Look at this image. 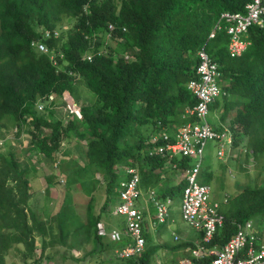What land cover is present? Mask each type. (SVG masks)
Listing matches in <instances>:
<instances>
[{
	"label": "trees",
	"instance_id": "obj_1",
	"mask_svg": "<svg viewBox=\"0 0 264 264\" xmlns=\"http://www.w3.org/2000/svg\"><path fill=\"white\" fill-rule=\"evenodd\" d=\"M247 2L0 0V136L7 128L17 132L4 141L0 151V264L12 244L23 242L35 248L34 232L46 237L48 222L30 206L32 158L23 161L17 147L23 142L22 134L30 133L35 157L53 162L61 157L64 141L83 139L85 151L70 155L75 168H68L64 176L75 175L78 183H86V173H103L106 198L102 212L118 200V186L125 179L122 167L139 170L144 190L167 181L163 178L169 158L153 151L150 137L160 132L162 125L172 131L193 120L184 118L183 113L197 103L187 84L197 77L198 52L221 12H244ZM244 37L251 44L241 56L229 55L225 33L207 48L226 85V93L211 110L221 111L222 120L232 115L233 148L243 157L240 147L246 142L255 161L260 162L264 155V27L254 25ZM81 79L95 95L86 103L77 87ZM67 92L74 96L79 112L62 100ZM39 104L43 109H38ZM78 155H85L83 165ZM250 157L247 153L246 159L239 161L248 162ZM171 161L184 170L192 158L177 155ZM203 174L209 181L215 176L212 168ZM45 180L50 177L46 175ZM186 183L156 190L162 191L159 197L164 200L175 188L183 190ZM223 212L225 223L212 245L226 243L238 224L248 219L264 224V184H247L229 198ZM101 219V213L89 214L77 227L96 245L104 244L96 228ZM106 246L111 248L109 243ZM154 253L155 249L148 248L142 256L118 264H150Z\"/></svg>",
	"mask_w": 264,
	"mask_h": 264
},
{
	"label": "built area",
	"instance_id": "obj_2",
	"mask_svg": "<svg viewBox=\"0 0 264 264\" xmlns=\"http://www.w3.org/2000/svg\"><path fill=\"white\" fill-rule=\"evenodd\" d=\"M262 1L253 0L249 3L247 15L223 14L222 17L234 23L229 28V33L232 35L230 52L233 56L241 55L249 44L248 41L242 39V33L247 31L251 24L264 20ZM38 46L46 50L43 43H39ZM200 59L201 63L198 68L200 80L192 81L190 84L198 98V104L190 111L191 114L196 113L202 121L184 125L177 131L174 138L163 132L161 135L154 136L150 141L153 144V151L157 154L169 159L177 155L188 156L195 161V165L187 167L185 170H180L177 163L171 164L174 169L182 172L181 180H187L183 189L182 217L188 225L203 232L202 239L191 249L190 255L175 264H204L200 261L205 258L210 259L205 264H264V224H259L254 219H248L238 224L236 233L226 243L211 244L216 232L225 223V215L221 212V201L211 198L212 186L200 180L204 146L208 140L218 139L222 142L218 154L223 157L226 134L214 131L206 121L209 103L220 94L217 84L218 66L204 49L200 52ZM156 141L157 143L154 144ZM126 175L130 178L121 182L120 202L113 212V215L123 217V229L118 227L108 229L103 221L97 223L98 235L107 236L116 243L126 241L124 245L115 249L116 258L122 260L140 257L146 249L145 214L143 208L141 209L137 205L142 195L140 175L136 168L126 170ZM148 195V200L156 209L155 222L164 223L170 214L172 197H165L163 200L159 197L156 189H150ZM175 237L178 238L177 235Z\"/></svg>",
	"mask_w": 264,
	"mask_h": 264
},
{
	"label": "rangeland",
	"instance_id": "obj_3",
	"mask_svg": "<svg viewBox=\"0 0 264 264\" xmlns=\"http://www.w3.org/2000/svg\"><path fill=\"white\" fill-rule=\"evenodd\" d=\"M77 87L79 92L82 94L83 103H86V100H90L89 97H91V99L95 98L94 93L85 84L84 79L79 80ZM62 100L66 101L67 104L76 106V109L73 111L79 112V106L76 104L75 98L71 93H65ZM218 115L219 113L216 111H214V114L211 112L209 114V121L214 124V117H217ZM7 127H9V122ZM139 127L142 126L139 125ZM16 133L17 132H15V128H11L10 130L7 128V130L1 132L0 151L4 150L5 147L2 137H8L7 141H9V137H11V139L14 138L12 136L16 135ZM26 135L27 133L25 132L23 134L24 137L22 136V143H17V147L21 149L20 152L22 155L27 150V148L30 147L31 138ZM62 146L63 149L61 152V157L59 155L58 159L55 158L54 162L53 160L49 159L44 160L43 156H31L32 153L30 155H26L25 162L28 163V158H32V161L30 162L32 171L29 173V175H31L30 183H32L33 186L29 189L30 191L32 190L30 206L37 216H39V218L48 222L46 226L47 228L45 237V242H48L46 243L55 245V242H59L60 244H71L77 247H80V245H86V247H88V243H95L93 242L94 239L91 238L89 240H83L82 237L78 235V232L81 231V233L85 235V231L77 227L84 223L89 214L94 215L95 213H101L103 218V215L114 217L110 214L113 204H111V207L108 210L102 212L103 202L106 198L105 187L103 186V183L106 182V178L103 173L98 171L93 172V174L86 173L84 175L88 177L86 183H78L75 179V175L69 176L68 178L67 176L66 178L64 176L68 168L71 170H74L75 168V166L72 164L73 157L70 155H77L79 152L81 153L84 149H86L85 141L80 138H70V142L64 141ZM217 151L218 149L215 143L210 142L207 145L202 171H207V169L212 168L215 176L210 181L207 180L204 175H202L200 179L201 181L209 182L212 185V200H222L224 196L230 198L237 192L242 191L247 184L254 186L257 184H264V155L262 156L260 162H256L254 158L251 159L252 157H250L248 162L240 163L239 160L246 159V150L243 152V157H240L238 154H236L227 161L220 160L218 158ZM249 154L254 155L252 150L249 151ZM39 157L42 159L41 161H39ZM22 158L24 161V157ZM77 159L74 160L75 163L78 161ZM57 161H60V164L58 163V166L56 167L55 163ZM85 161V155H80L79 162L83 165ZM193 165L194 160H192V162L189 163L187 167ZM180 170L182 169L180 168ZM177 172L180 171L175 170L172 167L166 169L163 179L167 178V181L163 180L161 182H169L168 180L172 179L174 182L178 183L179 180L182 179V176L178 177L177 175H179V173ZM46 175L50 177V181L45 180ZM89 182L90 184H87ZM155 188L161 190V188H157V186ZM172 197L173 203L170 206L168 221L166 223H157L154 230L158 231V228L160 229L169 227L166 234V239L167 241L174 243V239L170 234L171 230L183 232L184 234L189 231L195 232V230L185 222L181 214L180 207L183 198L182 188H175ZM153 208L156 214L154 205ZM59 213L60 216H58ZM120 217L117 218L121 222L123 217ZM108 222L109 224L113 225L112 222ZM60 227H62L61 231ZM154 230L151 231L152 238L155 237L153 232ZM94 253L96 254L95 251Z\"/></svg>",
	"mask_w": 264,
	"mask_h": 264
},
{
	"label": "crops",
	"instance_id": "obj_4",
	"mask_svg": "<svg viewBox=\"0 0 264 264\" xmlns=\"http://www.w3.org/2000/svg\"><path fill=\"white\" fill-rule=\"evenodd\" d=\"M30 147L32 148L31 144ZM30 147H28L23 153L24 161L26 155L32 153L31 156H34ZM44 158L45 157H43V159ZM177 173H179V175H177L178 177L182 176V172ZM202 175H204L203 172L201 177ZM171 180L169 179L167 184L166 182H159L157 188H171L177 186L180 182V180L178 183ZM31 187H33L32 183ZM147 192L148 190H144L143 197L139 200L138 204L139 207L143 208L145 213L144 234L146 238V249H155V253L151 255L149 259L150 264H175L180 259L185 258L190 254L191 246L183 247L181 244L184 242L193 243V245L197 244L201 239V232L195 230V232L189 231L184 234L183 232L171 230L170 234L174 239V243L167 241L166 234L169 227L158 228V231L154 230L156 228L155 225L157 224L155 222L156 217L153 204L148 200L149 195ZM160 193H162V191H160ZM160 193H158V195H160ZM169 197L172 196L170 195ZM104 219L113 223V225L109 226H120L121 223L124 222V219L120 222L117 216L111 217L109 215H104ZM118 222L120 223L117 224ZM152 230H154V238L151 236ZM34 235L36 239L34 245L35 248H31V246L28 247L23 242L12 244L4 255L3 264H118L119 261L113 257V247H116V245L108 238L103 239L102 242H104V244L96 245L95 243H88V247H86V245H80V247H77L71 244H60L59 242H55V245L47 244L45 242L46 238L43 237L42 234L34 232ZM78 235L81 236L83 240H89L84 238L81 231L78 232ZM176 235L179 236V240H181L180 242H176ZM108 243L111 244V248L106 246ZM125 243L126 241L120 246ZM94 251L96 254L93 253ZM120 264L122 263L120 262Z\"/></svg>",
	"mask_w": 264,
	"mask_h": 264
},
{
	"label": "clouds",
	"instance_id": "obj_5",
	"mask_svg": "<svg viewBox=\"0 0 264 264\" xmlns=\"http://www.w3.org/2000/svg\"><path fill=\"white\" fill-rule=\"evenodd\" d=\"M253 0H248V2H247V4H246V6H245V11L244 12H239V11H223V12H221V14L219 15V17L217 18V20L215 21V23H214V25L212 26V28H211V30H210V32H209V34H208V36H207V41L203 44V46L201 47V49L199 50V52H198V58H199V64H198V67H197V70H196V75H197V77H195V78H193V79H191L189 82H188V84H187V86H188V88L190 89V91H191V93L196 97V100H197V103L196 104H194V105H192V106H188V107H186L185 108V110H184V113H183V117L184 118H192L193 120H190V121H188V122H186V123H184V124H182V125H179L178 127H174V129L172 130V131H170V130H168V128H167V126L166 125H162L161 126V131L160 132H156V133H154L151 137H150V140H149V142L150 141H152V139H153V137L154 136H158V135H161L163 132H166V133H168L172 138H174V136H175V134L177 133V131L178 130H180L184 125H186V124H189V123H192V124H196V123H200L202 120L201 119H199V117L196 115V113H195V111H193V113H195V114H191V111L190 110H193L194 109V107L198 104V98H197V96H196V94H195V92L193 91V89L190 87V84H191V82L192 81H196V80H200V75L198 74V68H199V66H200V63H201V59H200V52L204 49L207 53H208V55H209V57L211 58V60H213L212 59V57H211V55L209 54V52H208V47H209V44H210V42L212 41V40H214L215 38H217V36L220 34V33H225L226 35H227V37H228V51H229V55L231 56V57H237V56H241L246 50H247V48H248V46L251 44V41L250 40H248L247 38H245L244 37V35L248 32V29L250 28V27H252V26H254V25H258V26H260V27H264V20L262 21V22H256V23H253V24H251L250 26H249V28L247 29V31H245V32H243L242 33V39L243 40H245V41H248L249 42V44H248V46H247V48H246V50L241 54V55H235V56H233L232 54H231V52H230V44H231V40H232V35H231V33H229V28L231 27V26H233L234 25V23L232 22V21H228V20H226L224 17H222L223 16V14H234V15H236V14H242V15H247L248 14V11H249V9H248V4L249 3H251ZM262 5H264V0L262 1ZM69 26H65V28L67 29ZM110 28H111V26H110ZM111 29H113V27L111 28ZM124 29H126V27H124ZM57 32V34H58V31H56ZM214 33V36H212V34ZM63 54H61V56H62ZM216 64H217V66H218V71H219V76H218V78H217V84H218V86H219V95L211 102V103H209V111H208V114H207V118H206V121L211 125V127H212V129L214 130V131H216V132H218V133H225L226 134V139H225V141H224V150H225V155L223 156V157H220L219 156V154H218V152H219V150H220V145H221V141H219L218 139H210V140H208L207 142H206V144H205V146H204V157H205V151H206V147H207V145L210 143V142H213V143H215V145H216V147H217V149H218V151H217V154H218V158L220 159V160H228L229 158H231V157H233V156H235L236 154H238L239 155V151L237 150V149H235V148H233V144H234V141H235V127H234V125H232L231 124V120H232V115L231 116H229L230 117V119H229V117H226V119L225 120H222L221 119V111H216L217 113H219V115L217 116V117H214L215 118V122H214V124H212L210 121H209V114L211 113V112H213V114H214V111H212L211 109H212V106H213V104L218 100V99H220L225 93H226V91H225V89H224V87L226 86V85H224V82H223V80L221 79V71H220V69H219V65H218V63L215 61V60H213ZM54 64L55 65H57L58 64V60H56L55 59V61H54ZM74 106V105H73ZM42 107V108H41ZM74 107H76V106H74ZM38 109L39 110H41V109H43V105L42 104H39L38 105ZM229 119V121L227 122V120ZM227 123H228V125H227ZM26 133H27V135L26 136H29L30 138H31V136H30V133L29 132H27V131H25ZM24 132V133H25ZM23 133V134H24ZM23 134H22V136H23ZM24 137V136H23ZM8 138V137H7ZM7 138H2V140H3V142L7 139ZM148 142V143H149ZM157 143V141L154 143V144H156ZM228 147V148H227ZM152 148V147H151ZM240 150H242L243 152H244V150H246V154L247 153H249V151H250V149H248L247 148V146H246V142H244L243 144H242V146L240 147ZM253 151V150H252ZM188 157V156H187ZM251 159H253L254 157H253V154L251 155ZM192 158V157H191ZM173 159V158H172ZM172 159H168L169 161L167 162V165H166V169H168V168H173V165H171L173 162L171 161ZM192 160H194V159H192ZM203 161H204V159H203ZM175 163V162H174ZM194 163H195V161H194ZM195 165V164H194ZM202 166H203V164H202ZM129 168H136V167H132V166H129V167H122L121 168V170L120 171H123V172H125V179L124 180H128L129 178V176L128 175H126V170H128ZM137 169V168H136ZM174 169V168H173ZM180 169V168H179ZM138 170V169H137ZM176 170V169H175ZM138 172H139V170H138ZM202 172L203 171H201V174H202ZM139 175H140V173H139ZM140 179H141V176H140ZM124 180H122L121 182H123ZM185 180V179H184ZM184 180H181L180 181V183H182ZM141 181V180H140ZM187 181V180H186ZM121 182H120V185L118 186V194H119V188L121 187ZM203 182V181H202ZM179 183V184H180ZM204 183H208V182H204ZM178 184V185H179ZM187 184V183H186ZM208 184H210V183H208ZM211 185V184H210ZM140 186H141V184H140ZM186 186V185H185ZM184 186V187H185ZM212 186V185H211ZM156 187V186H155ZM150 189H156V188H149L148 189V192H149V190ZM184 189V188H183ZM141 191H142V195H141V198L143 197V193H144V189L142 188V186H141ZM147 192V193H148ZM212 192H213V188H212ZM140 198V199H141ZM139 199V200H140ZM225 199H227V201H225ZM214 200H216V199H214ZM228 200H229V197H226V196H224L223 197V199L221 200H219V201H221V204H222V207H221V212L224 214V212H223V208H224V204H226L227 202H228ZM120 202V198H119V196H118V200H117V202L116 203H114L113 205H112V208H111V210H110V214L112 215V216H116V215H113V212H114V209H115V207L118 205V203ZM139 202V201H138ZM137 205H138V207H139V204L137 203ZM181 205H182V202H181ZM141 208V207H140ZM109 209V208H108ZM142 209V208H141ZM180 210H181V207H180ZM144 211V210H143ZM145 214V213H144ZM181 214H182V211H181ZM225 215V214H224ZM118 218L120 217V216H117ZM155 217H156V215H155ZM121 218V217H120ZM100 221H103L105 224H106V226L108 227V229H111V228H114V227H118V228H121V229H123V227H124V222H122L121 224H123V225H120V226H109V225H111V224H109V222L107 221V220H105L103 217H102V219L100 220ZM165 222H167V221H165ZM97 228V227H96ZM200 232V231H199ZM201 235L203 236V232H201ZM100 236V235H99ZM101 237H103V236H101ZM103 238H108L110 241H112L109 237H107V236H104ZM201 240V239H200ZM113 243H115V245H116V247L114 246L113 247V255H114V257H115V259L116 260H122V259H118V258H116V256H115V249L117 248V247H120V245L122 244V243H116V242H114V241H112ZM199 242V241H198ZM193 247H191V249H192ZM191 249H190V251H191ZM146 250V249H145ZM190 255V254H189ZM121 263H122V261H121Z\"/></svg>",
	"mask_w": 264,
	"mask_h": 264
}]
</instances>
